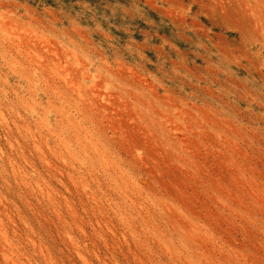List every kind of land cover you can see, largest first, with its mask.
I'll return each mask as SVG.
<instances>
[{"label": "rangeland", "instance_id": "1", "mask_svg": "<svg viewBox=\"0 0 264 264\" xmlns=\"http://www.w3.org/2000/svg\"><path fill=\"white\" fill-rule=\"evenodd\" d=\"M1 15L0 96L17 92L37 105L26 109L34 123L65 115L77 131L98 132L143 191L212 233L215 245L203 251L215 261L264 264V0H0ZM57 130L73 134L66 122ZM60 177L65 186L55 184L77 213L61 204L66 227L91 264H173L143 235L141 219L140 244L111 211L130 246L113 247L109 233L106 246L94 232L103 225ZM23 192L0 171V207L8 196L59 264H82L65 226L45 207L32 209ZM163 218L164 233L179 238ZM24 252L27 264H46Z\"/></svg>", "mask_w": 264, "mask_h": 264}, {"label": "bare ground", "instance_id": "2", "mask_svg": "<svg viewBox=\"0 0 264 264\" xmlns=\"http://www.w3.org/2000/svg\"><path fill=\"white\" fill-rule=\"evenodd\" d=\"M0 17L2 19V15ZM1 19L0 21L4 23L5 21ZM7 30L9 31L8 28ZM6 35L8 36V33ZM19 35L20 34H18V37ZM2 36L4 37L3 34ZM15 45L16 44H14V46ZM38 60L41 59L39 58ZM9 66L13 67L10 64ZM22 77L24 76L22 75ZM31 78H34V76ZM44 83L46 84V82ZM31 85L32 84H30V86ZM49 92L48 94H50ZM14 96L15 97H12L11 100L6 92H3L0 96V129L4 135V142L0 139V171L5 175L10 174L14 183L25 191L23 194H27L26 197L28 198H26V201L32 209L45 207L55 216L60 225L65 226L66 229L61 228V230H63L62 235L64 239H66V242H68V247L74 251L82 264H91V262L85 254V246L83 247L66 227L68 221L60 208L61 204L64 203L66 205L68 212H70L73 217H76L77 213L72 208L70 199L55 184L56 182L65 186V183L60 177V173H65L67 175L68 179L75 187L78 196L81 200H84L92 210L96 219V224H98V226H104L95 229L94 232L106 246L109 247L110 245V240L107 238L108 233L112 234L111 243L113 247L121 248L122 243L127 247L130 246L127 238L123 237L122 241L118 239L116 234L117 230H115L108 220V215L111 211L113 215L117 217L118 221L122 223L127 233H133L132 238L135 240L138 238V243H140L141 240H139L140 236L137 235L135 222L137 219H141L144 226L143 235L148 238V241L156 244L166 253L173 264L227 263L219 259L215 261L210 255L203 251L206 243H210V246L211 244L212 246L215 245V238L212 233L200 226L201 224H199L197 220L194 221V218V220L190 219L176 204L157 194H150L149 192L143 191L140 188V184L133 179L126 166H124L114 156L109 147L104 144L105 141L103 142L101 137L97 134L98 132H89L88 130L83 131L80 129L77 131L75 127L76 122L74 123L72 120L67 119L68 116L64 118L65 115L63 116L62 114V116H59L60 119L58 118L59 121H56V124H50L46 119L34 123V117L31 118L34 120H30V117H26L28 114L26 109L32 107L34 103H31L32 105L29 104L30 102H26L25 97H21L17 92H15ZM20 108H22L24 112L20 111ZM35 108L32 107L30 109L34 112ZM39 109L40 108L37 110ZM78 112L80 113V111ZM65 122L68 127L73 128V134L64 133L66 129L65 131L57 130V127L65 124ZM79 126L80 125H78V127ZM81 127L84 126L81 124ZM104 187L109 192H115L116 196L111 198L112 195H107ZM12 193H14V191ZM19 193L22 194L21 190ZM3 197L5 203L1 202L2 205L0 207V248L6 264H27L24 261L26 256L24 250H27V248L28 250L32 249L35 253H38L46 264H59L55 260L49 243L45 238L40 237L34 232L31 223L26 220L20 211H17V214L14 216L11 209V202L13 201H10L8 196ZM0 200H2L1 196ZM19 200H21V198ZM33 200H35V202ZM161 216H164L168 222L172 221V225L176 228V233H178L179 238H174V233H164V229L159 222ZM23 245H25V247H23ZM27 261L28 263L31 262L30 260Z\"/></svg>", "mask_w": 264, "mask_h": 264}]
</instances>
